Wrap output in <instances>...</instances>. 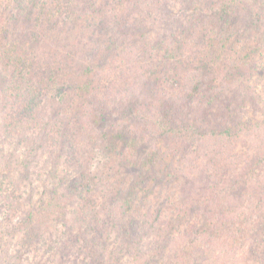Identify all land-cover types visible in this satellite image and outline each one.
I'll list each match as a JSON object with an SVG mask.
<instances>
[{"label":"trees","instance_id":"16d2710c","mask_svg":"<svg viewBox=\"0 0 264 264\" xmlns=\"http://www.w3.org/2000/svg\"><path fill=\"white\" fill-rule=\"evenodd\" d=\"M141 19L170 32L152 43ZM137 51L162 56L130 95L121 55ZM139 151L140 176L195 159L175 208L200 217L190 229L168 233L143 210L138 181L119 199L94 193V171L123 172ZM260 203L264 0H0V241L18 237L0 264H242L244 236L230 230Z\"/></svg>","mask_w":264,"mask_h":264},{"label":"rangeland","instance_id":"374dc122","mask_svg":"<svg viewBox=\"0 0 264 264\" xmlns=\"http://www.w3.org/2000/svg\"><path fill=\"white\" fill-rule=\"evenodd\" d=\"M139 8L141 7L139 6ZM139 24H140V27L138 31V36H141V34L143 33H148L151 38L152 43L154 42V40L156 43L157 40L163 37L166 38L167 34L170 32L166 28H163L165 26H162V27L156 26V25H153V23H150V21H144V19H141ZM100 45L102 46L101 50L97 49L96 51H98L101 55L103 54L109 55L110 53H112V52H107V51L109 50L112 51L113 49L108 48L107 51H106V48L104 49V47H107V42H105V40H102ZM148 51L153 53L155 52V48L152 46L148 47ZM87 54L89 53L81 54L79 58L80 63L86 60V58L88 57ZM92 56L97 57L95 53H92ZM92 56L90 58H92ZM121 56H122V59L125 60V65H123V70L121 71L123 73L121 74L125 75L126 81H127V83H125L123 86L127 87V90H128L132 87L137 88L138 82H136V77L138 74L140 75L142 74L141 77L143 75L144 77H148V74H150L148 72L149 71L148 68L151 69L150 64L153 65L154 61L161 59L160 57L162 56V53H159V55L157 56L156 55L151 56L149 58L144 57V55L140 51L139 52L137 51L136 54H129V55L126 54V55H121ZM121 56H119L117 59L120 60ZM115 57H110L111 61H113L114 60L113 58ZM115 62H116L117 69H118V66H122L118 61H115ZM126 93H130V95L139 94L138 88L136 91L130 90V91H126ZM58 108L61 109L59 106ZM74 109L75 107L67 108L66 112H70V115H68L69 117H73V114L76 112V110L74 111ZM116 115L117 114H114L115 116L114 118L118 117ZM109 121H112V120H109ZM74 125L75 124L73 123L72 127ZM92 129L94 130V132H97V130H99L100 128L93 127ZM88 135H89L88 132H86L83 135L79 136V138L81 140H85ZM165 147L166 146H163L164 149ZM246 148H248L247 143H244L238 149H240V151L245 153L247 150ZM144 154H145L144 152L139 151L140 160L137 162L128 163L127 164L128 166L126 165L125 171L123 172H121V169H120L121 166L120 167L118 165L113 166L115 165V162H110L111 166L105 165L106 167L105 169L103 167H99L97 172L95 171L93 172L91 176V181H90L92 182L91 186L95 188L94 193L99 195V197L104 200L106 199L111 200L112 198L119 199V198H122L123 196H128L129 193L133 194L132 192L133 186L138 181L139 184L141 183L140 186L142 187L140 192L146 193L145 195H147L146 198L144 195V198H143L144 200L139 202V205L143 208V210L153 215H159L161 222L162 223L166 222L167 226L171 229L170 231H168V233L172 232V230L175 228L177 230H182V231L190 229L194 222H199L198 220H200V217H198L194 212L192 213L190 212L188 217H184V216L179 217L177 215L179 212L176 211L175 208L176 206H179L182 197L185 195L181 193V190L185 188L184 182L187 181V179L189 181H191L192 179H195V176L189 175V173L192 170L191 164L195 163V159H192L189 154V151H186L185 157L190 158V162L187 161V159L182 156L180 157L183 158V163H181L179 159L177 161H172L170 163L169 161L171 160L169 161L160 160L158 162V165L154 166L152 170H149L150 172L147 171L148 174L146 176H140V174L144 173L143 169L146 164V161L147 162L150 161V159H147ZM106 155L111 156L109 151H107ZM92 156L94 157V159H96L97 156L98 158H100V155H97V154L92 155ZM240 164L237 165V168L242 167V165ZM224 165H221V169H224ZM182 166L186 168L185 169L186 172L184 173L185 175L184 177L186 178H184L182 174H179L178 178L170 177V175L169 177H167L166 174L169 171L172 174L173 172H180L182 169ZM148 169H151V168H148ZM123 173L129 174L130 179L126 180L124 176L121 175ZM249 203L250 201H247V204ZM254 210L255 211H248L247 216H245L244 219L242 220L243 221L242 225H235L236 227L230 230L233 236L235 237L243 238L244 236L245 245L243 246L246 251L247 261L243 262L242 264H259L260 257L258 256H261V254L264 252V215H263L264 214V203H260V205H256ZM159 211L161 213H158ZM170 219L174 221L176 219L177 221L180 222V225L177 226V224L173 222L175 226L171 227V223H169V221H171ZM162 226H164V224H162ZM244 226L248 230L247 235L241 232L242 227ZM17 239L18 237L5 239L6 241L12 240L11 245L9 246V248H7L10 253L14 252L15 248H17V245H18ZM5 240L0 241V250H2V248L7 245V244H4ZM46 248L48 249L47 244L44 245V247H42V251L46 250L45 253H46V256H48V252Z\"/></svg>","mask_w":264,"mask_h":264}]
</instances>
